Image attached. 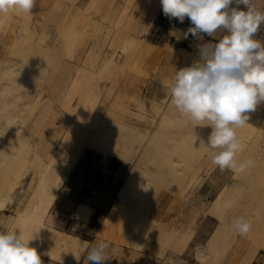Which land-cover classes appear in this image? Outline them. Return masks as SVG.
I'll use <instances>...</instances> for the list:
<instances>
[{
    "label": "bare ground",
    "instance_id": "1",
    "mask_svg": "<svg viewBox=\"0 0 264 264\" xmlns=\"http://www.w3.org/2000/svg\"><path fill=\"white\" fill-rule=\"evenodd\" d=\"M94 1H88L89 3L87 2L88 5L84 9L88 11ZM46 26L47 21L43 19L39 29L44 31ZM113 27L116 35H119L118 40L121 41L119 38H122V41L124 39L123 51L125 52L127 47L136 46L137 52L142 44L141 39L128 36L126 31L120 27L119 22L113 23ZM168 32L170 40L178 45L177 49H180V43L184 40H187L189 46L193 47L190 37H188L190 41L188 39H178V36H182L184 32L182 28L171 26ZM17 33L15 40L9 45L11 49L9 54L15 51H24L25 45H30L31 34L28 31H18ZM41 33L43 37L44 32ZM114 39H117V37L114 36L112 40ZM176 48L171 50L177 54ZM28 53L24 55H28ZM29 54L31 55V53ZM77 55L81 60V66L77 77L74 74L76 80L74 82L73 79L71 80L73 84L71 83L69 87H72V89L66 85L67 91L63 93L61 91L59 98L62 101L60 107L63 111L68 112L72 108L74 97L79 94L78 107L81 110L79 120L74 123L73 128L71 127L65 132L63 137H59V134L55 136L52 131L55 128L48 125L49 127L46 128L51 130L54 136L50 134L51 138L49 140L47 138L48 141L44 151L39 152L35 145H29L25 153L14 152V148H11L13 143L25 138L24 135L18 134L20 132L19 126H15L16 118L19 117L20 112L15 107L19 108V105H13L14 102L8 100L0 105V116L3 117V122L0 121V165L4 164L8 158L10 165L12 158L19 155V159H27L28 163L40 171L28 202L17 212L13 219L9 220L7 230L9 228L17 229L25 238L30 232L43 231L46 235V237L44 235V239L52 243L48 255L68 264H84L85 257L82 258V254L87 243L75 235L54 229L45 223V219L51 209H62L65 212H75L76 217L88 220L91 208L87 204L64 197L60 191V187L66 180L68 171L72 166L71 162L75 160L74 157L79 153L83 147L82 145L88 144L104 156L110 155L122 162L131 160L134 167L141 170L136 177L129 175L123 187L118 191V201L109 208L102 220L101 227L99 226L100 229L97 231L98 236H102V238H113L117 234L130 232L137 246H142L148 238L153 240V237L146 232L149 225L154 221V217L152 213H147L144 201L148 195L156 196L154 188L160 192L157 194L156 202H160L161 199L166 197V191H160L158 187L165 181H170L171 184H178V181L183 183L182 191L177 195L183 196L184 193L187 195L191 190L197 189L202 184L203 178L202 174L200 176V170H204L207 174V171L215 167L211 163L208 156L209 149L205 145L212 131L211 127H194L193 122L189 120H186L184 124L179 123L180 126H178L181 115L171 104L170 98L164 103L162 102L163 105L151 103L152 115L148 116L147 113V117L143 115L146 111L142 101L139 102V98H136V100L135 97L133 99L131 96V100L137 102H135L136 109L130 110L126 107L120 110L119 107L112 106L109 109L112 120L104 126L95 124L94 119L99 121L103 119H98L96 116H101L103 113L92 97L91 88L96 79L101 77V72L108 71L109 78L112 77V80H116L115 85L118 80L123 79L128 87H133L142 70L132 63L133 57L131 59L126 57L118 63L114 60L115 58L109 56L110 54L98 66L99 51L95 47L90 48L86 53L78 51ZM185 58L184 64L189 66L198 59V50L193 51L191 58ZM20 61L22 68L34 71L27 74V79L20 78L16 82L19 88L14 89L8 87L14 82V78L9 76L13 72L7 73L9 66L0 63L1 88L4 91L12 89L21 92L24 87H29L28 93H38L40 91L38 87L39 76L44 68L43 63L45 61L41 63L30 56L28 60L24 58ZM174 75L164 78L163 83L170 85L174 80ZM75 77L73 76V78ZM62 89L64 90V88ZM169 92L170 90L167 93ZM129 106L131 107L130 104ZM90 115L96 117L93 119L94 123L92 119L89 122ZM123 118L126 119L125 122ZM43 129L44 127H40V131ZM90 130L91 132L93 130L94 134H90ZM58 131L60 132L61 129ZM236 131L245 148L239 158L255 157V181L253 177V181L239 178L232 172L231 177L223 185L226 186L224 192L220 189L218 192L213 193L210 188L204 191L209 194L207 195L209 206L204 211L216 218L217 226L210 233L205 243L196 244L194 247L195 259L200 263L252 264L260 249H264V151H262L264 147L260 146L261 143L264 144V129L248 121L243 128ZM54 132L56 131L54 130ZM72 148L74 152H72ZM196 154H201L202 158H195L194 155ZM64 155H67V157L73 156L61 166L59 160L63 159ZM207 166V171H205ZM33 170L24 171L18 175L10 174L0 177V211H4L8 205L14 202L16 188H20L19 192L23 191L22 182L24 177L31 175ZM56 170L57 174L54 176L53 173ZM253 186H255V201L247 203L251 211L245 214L242 211L243 203L241 199L245 191ZM194 217L191 216L190 218L194 219ZM236 217H244L251 222L252 230L247 236L241 237L234 233L231 222ZM192 219L184 225L183 229L178 230L161 225L158 239H155L159 243L158 247L160 249L156 252V258L161 257L164 252H168L170 257L174 259V264H185V259L181 257V254L191 239ZM169 228L171 231H168ZM170 236H174V239ZM140 256L141 254L135 257L140 258ZM152 260L151 256L144 254L141 264H148ZM168 261L170 262V260ZM261 264H264V261Z\"/></svg>",
    "mask_w": 264,
    "mask_h": 264
},
{
    "label": "rangeland",
    "instance_id": "2",
    "mask_svg": "<svg viewBox=\"0 0 264 264\" xmlns=\"http://www.w3.org/2000/svg\"><path fill=\"white\" fill-rule=\"evenodd\" d=\"M78 1L79 0H35V5L30 13L23 14L10 12L7 15H3V20L1 23L3 25L2 30L12 38L10 39L11 43L15 40V36L18 34V31H28L31 34L29 43L30 45H25L24 51H15L14 53L9 54L11 51L9 45L11 43L4 47V54L0 57V63L1 65L9 66L7 73L12 71L13 73L9 74V76L14 78L13 84L8 85V87L14 89L19 88L16 82L20 80V78L27 79V74H29L31 71H34L31 69L29 70L28 68H22L20 60H23L24 58L28 60L30 56L34 60H39L41 63L45 61L43 63L44 68L40 73V79L38 81V87L40 91L38 93L34 92L36 95L28 93L29 87H24V90L21 92L12 89L10 91H4L0 85V105L4 104V102L7 100L9 102L13 101V105H19V108L15 107L16 110L20 111L19 117L16 118L15 126H19L18 128L20 129V132L18 134L24 135L25 138L19 142L15 141L13 143L11 148H14V152L17 151L19 153H25L29 145H35L38 151L42 152L46 149V142L49 140V138H51L53 133H55V136L59 134V137H63L65 132L71 127L73 128L74 123L79 120L81 114V110L78 107L79 94H76L77 96L74 97L75 99L72 104V108L68 112L63 111L60 107L62 101L59 98L61 91L62 93L64 91L66 92L67 86L69 87V85L71 83L73 84V82L76 80L81 66V60L77 55L78 51L86 53L90 48H97L99 51L98 66L103 63V60L106 59L109 54V56H111L113 59L115 58L114 60L116 62H121L126 57L131 59L135 55L136 46L127 47L125 48V52L123 51L124 39L123 41L122 38H119L121 41L118 40L119 35H116L113 23L119 22L120 27L126 31L128 36L140 38L142 42V38L148 34L151 28L157 29V34L166 38L169 33L168 28L174 26L171 24L179 23V21L175 18L170 20L164 16L160 0H93L94 4L88 11L84 8L88 5V1L90 0H84L83 9H77L76 5ZM255 5L258 10L264 11V0H255ZM242 7L246 11L245 6L243 5ZM11 17L12 21L7 23L5 20ZM155 18L156 20L153 22ZM43 19H46L47 21V26L44 31H42L43 29H39ZM183 24L191 23L186 17ZM183 30L186 31L187 29ZM41 32H44L43 37L41 35L43 33ZM114 36L115 38L117 37V39L112 40ZM221 36L222 33H217V38ZM189 37L193 47L189 46L187 40H184V42L180 43V49H177L176 47H170L171 49L176 48L177 55L180 57L177 70L185 66V57H192L193 51L197 49V43L208 42L209 39V37L206 38V35H204L203 41L198 42L193 39L191 34H189ZM217 38L213 39L217 40L218 42ZM190 39L188 38L189 41ZM28 52L31 53V55ZM27 53L28 55H24ZM73 76L75 78H73ZM72 79L73 82L71 81ZM163 79L164 78H156L142 70L140 77L134 83V86L128 87L127 83L123 79L118 80L117 84L115 85L114 83L116 80H112V77L109 78L108 71L101 72V77L96 79L91 88V94L94 101L96 104H98L103 113L101 116L99 115L100 117H96L98 119H103H100L99 121L94 119V115H90L89 122L94 119L96 121L95 124L98 126L107 125L109 121L112 120V117L109 115V109L112 106L119 107L120 110L121 108L125 109L126 107L130 110L136 109L137 102L133 100L134 97L135 99L139 98V102L142 101L146 111L143 115H152L151 103L163 105V103L170 98V92L167 93L169 91V84H164ZM62 88H64V90ZM69 88L72 89V87ZM131 96L133 98L132 100ZM128 102L132 108L129 106ZM107 115L109 116L107 117ZM2 119L3 117L0 116L1 122H3ZM94 120L92 121L93 123ZM123 120L125 122L126 119L123 118ZM186 120L187 118L181 116L177 125L180 126L179 123L184 124ZM90 124L92 125V123ZM48 125H52L56 132L52 130L53 133H51L52 131L47 129L49 127ZM21 127L23 128L21 129ZM40 127H44V129L40 131ZM259 127L264 129V125ZM60 129L61 131L59 132L58 130ZM89 133L94 134L93 130L92 132L90 130ZM82 146L83 147L80 149L79 153H77V155L74 157L75 160L71 162L72 166L76 162L82 160L81 152L84 148H91L97 152H100L88 144H84ZM260 146L264 147V144L261 143ZM262 151H264V148H262ZM72 152H74L73 148ZM64 156L63 159L61 158V160H59V164L61 163V166L65 164L67 160H70L73 155L69 157H67V155L65 157ZM194 157L201 159L202 155L196 154ZM248 157L250 158V156ZM245 158L246 157L243 159ZM251 159L254 161V166L248 169L245 173L236 174L237 177L255 181V157L253 156ZM84 160L85 165L88 164L87 167L90 171L95 173L105 172L106 174H109V181L113 183L114 187V195L111 196L112 202L118 201V191L123 187L129 175L136 177L141 172V170L134 167V164L131 160L122 162L121 160L110 155L104 156L103 154H91L90 157H84ZM107 160L109 163H105ZM100 163L101 166H99ZM4 164L0 165V177H5L6 175L10 174L18 175L22 174L24 171H30L31 169L34 170L31 175H26L24 177L22 182L23 191L19 192L20 188H16L14 191V202L8 205L4 211H0V232L7 231L9 220L13 219L17 212L28 202V199L33 192L32 190L35 186V181L40 175V171L37 170V168L28 163L27 159H19V155L12 158L10 165L9 158L4 162ZM104 164H108L106 169H104ZM207 168L208 166L206 167L205 171H207ZM200 172V176L202 174L203 178V182L201 184L202 186L200 185L197 189L191 190V193L189 192L187 195L184 193L183 196H179L177 194L182 191L184 184L179 183L178 180V184H171L170 181H165L163 184L158 186L160 191H166L165 198L161 199L160 202H156L159 190L157 191V189L154 188L156 196L148 195L144 201L147 213H152V216L154 217V221L149 225L146 232L153 237V240H147H150L156 245L157 251L160 249L158 247L159 243L155 241V239L158 237L161 225H164L163 227H172L176 230L181 228L183 229L184 225L190 219H192L190 217L195 216L194 219L191 220V239L181 254V257L185 259V264H206L202 262L200 263L195 259L194 247L196 244L205 243L210 234H208L204 240H200V242H197L198 239H192L199 226L201 220L200 218L202 216L209 215L204 211L209 206V198L207 196L209 194L205 193L204 191L210 188L213 193H216V191L218 192L220 189L222 192H224L226 186L223 185L232 175V171L225 170L224 172H221L216 166L207 171V174L204 172V170H200ZM56 174L57 170L53 173V175L55 176ZM222 195L224 196L223 193ZM241 201L243 203V213H250L251 209L248 208L247 203L250 201H255V186L245 191ZM56 211H61L64 214L75 215V212H65L62 209H51L47 218L45 219L46 224L52 226L51 217L54 216ZM77 218L83 219L81 217ZM208 221L209 224L213 225L214 230L217 226L216 218L212 216V219ZM170 228L168 231H171ZM42 232L43 231H34L27 235V238H33L30 242V246L35 248L38 246L37 252L43 251L41 248L44 243L40 239ZM165 232L167 233V231ZM165 232H163V234H165ZM170 237L173 238L174 236ZM112 239L116 242L113 247V252L115 256H117L112 259V263L133 264V260H137V264H141V259L135 257L136 255L141 254L138 252L141 246H137L135 244L133 241V235L130 232L122 233L121 235L117 234ZM122 244H125L127 247L131 248V254L127 255V253L124 251V247L121 246ZM161 257L165 259V264H171V257L168 252H164ZM124 258H130L129 260L131 261L127 262L124 260ZM168 260H170V262ZM262 261H264V249H260L256 259H254L252 264H261ZM148 264H157V261L153 259Z\"/></svg>",
    "mask_w": 264,
    "mask_h": 264
},
{
    "label": "clouds",
    "instance_id": "3",
    "mask_svg": "<svg viewBox=\"0 0 264 264\" xmlns=\"http://www.w3.org/2000/svg\"><path fill=\"white\" fill-rule=\"evenodd\" d=\"M165 17L191 23L178 39L203 41L204 35L218 42L196 44L198 59L176 70L169 85L171 104L194 127H211L205 144L211 163L221 172L245 173L254 166L251 158L240 159L245 148L237 129L243 128L257 107L264 103V43L257 39L264 25V11L254 0H160ZM235 4V7L232 5ZM35 0H0V16L27 14ZM244 5L245 10L239 6ZM174 35L176 33H173ZM232 229L247 236L252 224L244 217L232 220ZM17 229L0 232V264H42L41 255ZM110 241L88 243L84 264H105ZM79 260V259H77Z\"/></svg>",
    "mask_w": 264,
    "mask_h": 264
},
{
    "label": "crops",
    "instance_id": "4",
    "mask_svg": "<svg viewBox=\"0 0 264 264\" xmlns=\"http://www.w3.org/2000/svg\"><path fill=\"white\" fill-rule=\"evenodd\" d=\"M76 6L77 9H83L84 0H79ZM235 6V4L232 5V7ZM242 6L243 5L239 6L240 10H244ZM2 20L3 16H0V57L4 54V47L7 44L11 43L10 39H12L2 30ZM155 20L156 18L153 20V22ZM5 21L7 23L12 21V17L7 18ZM171 25L181 27L182 29H188L192 26L191 24H183L180 22L172 23ZM207 37L208 36L206 35V38ZM256 38L264 43V40H262L264 39V25H261L260 31L257 33ZM142 40L143 42L140 48L132 58V63L139 69L151 74L156 78L172 77L177 70V66L180 62V57L175 52H173L170 47H178V45L170 40L169 35L166 38L158 35L157 29L155 28H151L148 34L145 35ZM208 41L217 42V40L211 37H209ZM249 116V122L253 124L255 123V125L257 126L264 125V103L260 104L257 107L256 111L250 113ZM91 154L102 155L100 152H97L94 149L84 148L81 152L82 160L76 162L70 168L67 174V178L60 188V191L62 192L64 197L76 202L87 204L91 208V213L88 220L78 219L73 214H64L61 211H56L54 213V216L51 217V224L56 230L75 235L84 240L87 243L85 245V248L88 246V243H98L100 240L110 241L111 246L108 249V256L110 259L105 261V264H114L111 261L113 258L117 257L113 252V247L116 242L109 237V239L105 236V238H102V236L99 237L97 232L101 227L100 225L105 214L109 211V208L112 207L115 202H112L111 197L114 195V187L113 183L109 181V174H106L105 172L95 173L88 169V164L85 165L84 157H90ZM105 163H109L108 160ZM104 165V169H106L108 164ZM99 166H101V163L99 164ZM200 219L201 220L199 226L192 238L198 239L197 242H200V240H204V238H206V236H208V234H210V232L214 228L213 225L209 224L208 221L212 219V216L205 215ZM44 235V232H42V234L40 235V239L44 243L41 248L43 251L38 252L41 255L42 264H68L60 260L58 261L57 259L51 258L48 255L52 243L47 242L44 239L46 235L45 237ZM121 246L124 247V251L127 253V255L131 254L130 247H127L125 244H122ZM85 248L83 249L82 258H84L86 255V253L84 252ZM36 250L38 251V246ZM138 252L141 253V260L143 259L144 254H147L151 256L152 259H155L157 247L150 240L146 239ZM129 259L130 258H124V260H126L127 262L131 261ZM156 261L157 264H165L164 258H156ZM173 262L174 259L171 257V264H173ZM132 263L137 264L138 261L133 260Z\"/></svg>",
    "mask_w": 264,
    "mask_h": 264
}]
</instances>
